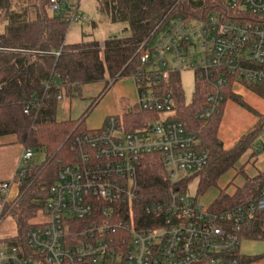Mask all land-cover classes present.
Listing matches in <instances>:
<instances>
[{"label":"built area","instance_id":"1","mask_svg":"<svg viewBox=\"0 0 264 264\" xmlns=\"http://www.w3.org/2000/svg\"><path fill=\"white\" fill-rule=\"evenodd\" d=\"M219 8L187 20L167 16L140 48L136 80L140 126L107 117L100 129L82 132L75 154L61 167L26 246L0 247V264H243L244 233L259 217L264 230V189L256 197L221 210L189 197L181 182L210 159L199 136L176 117L172 74L194 72L211 92L199 112L220 113L227 90L239 84H264V0H217ZM64 0H50L60 15ZM68 22L85 19L70 9ZM59 55L60 52H55ZM201 55V57H198ZM59 99L62 95L58 96ZM158 154L167 171L164 196L145 202L139 195L138 169L145 156ZM34 156L25 149L17 175ZM18 183L0 181V222Z\"/></svg>","mask_w":264,"mask_h":264},{"label":"trees","instance_id":"2","mask_svg":"<svg viewBox=\"0 0 264 264\" xmlns=\"http://www.w3.org/2000/svg\"><path fill=\"white\" fill-rule=\"evenodd\" d=\"M112 23L127 22L130 35L67 43L68 14L51 12L50 0H0V145L4 136H14L25 149L43 150L45 160L29 162L24 176L16 175L19 197L11 211L18 224V235L8 244L26 246V232L41 213L50 188L63 164L72 160L76 138L85 131L87 116L58 120L59 98L63 90L73 95L83 84L106 80L115 82L140 69V48L165 17L181 15L187 20L205 17L219 8L217 0H97ZM70 10V9H67ZM55 52H60L56 55ZM264 96L263 83L247 84ZM175 95L176 117L187 130L200 137L208 150V165L196 173L200 192L218 186L220 178L255 144L264 130V118L245 133L231 149L218 137L220 113L209 119L199 117L210 86L197 81L194 99L187 102L180 74H172L167 85ZM227 99L252 110L230 89ZM94 101L90 108L95 103ZM151 118L148 113H126L125 119L140 126ZM245 174V173H244ZM191 178L180 187L187 188ZM139 195L145 202L164 196L169 186L160 155L145 156L138 169ZM264 189V170L255 176L245 174V183L234 194L222 191L212 206L221 210L256 197ZM262 217L246 230L247 239L264 237Z\"/></svg>","mask_w":264,"mask_h":264},{"label":"rangeland","instance_id":"3","mask_svg":"<svg viewBox=\"0 0 264 264\" xmlns=\"http://www.w3.org/2000/svg\"><path fill=\"white\" fill-rule=\"evenodd\" d=\"M67 9H74L80 17L85 18L69 23L65 37L67 43L89 40L103 42L109 37H123L131 33L127 22L112 23L97 0H64L61 14L71 15V10ZM51 12L55 14L52 9ZM180 76L185 99L187 102H191L194 99L196 86L194 72L184 69ZM61 95L57 119H79L90 110L85 120V125L90 130L100 129L109 116L123 117L129 108H133L134 112L141 110L138 104V86L133 76H124L115 82L110 81L109 84L106 80L86 83L81 86L80 92L74 91L73 95H69L66 90H63ZM96 100L95 105L90 108ZM260 118H264V116L261 115ZM8 137L12 138L13 136H4L2 139L6 140ZM33 151L34 156L30 161L37 164L42 163L46 158V152L43 150ZM262 170H264V130L259 133L253 147L238 161L235 168L230 169L220 178L218 186L200 192L199 179L192 175L185 191L189 197L201 205L210 207L222 191L234 194L238 187L243 186L245 174L255 176ZM2 205L3 198H0V211ZM13 205V203L6 205L4 216L0 222V247L5 244L7 239L18 235L17 220L11 211ZM45 220L46 216L40 213L33 222ZM241 251L243 255L253 259L246 264H264V237L245 239Z\"/></svg>","mask_w":264,"mask_h":264},{"label":"crops","instance_id":"4","mask_svg":"<svg viewBox=\"0 0 264 264\" xmlns=\"http://www.w3.org/2000/svg\"><path fill=\"white\" fill-rule=\"evenodd\" d=\"M234 89V93L241 96L252 110L240 105L233 99L226 100L218 129V137L225 149L233 148L245 133L257 125L260 116H264V96L253 91L247 84L236 85ZM24 151V146L15 142L14 136L8 137L6 140L2 139L0 145V181L15 180ZM14 187V190L11 191V198H15L14 196L19 192L18 184ZM252 260V258L243 255V264Z\"/></svg>","mask_w":264,"mask_h":264}]
</instances>
